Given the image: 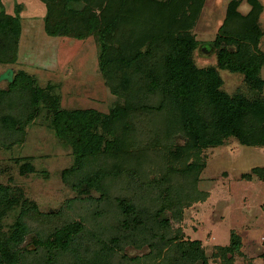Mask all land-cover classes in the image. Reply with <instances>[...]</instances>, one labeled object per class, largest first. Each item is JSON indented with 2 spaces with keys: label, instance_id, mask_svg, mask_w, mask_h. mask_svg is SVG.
<instances>
[{
  "label": "trees",
  "instance_id": "16d2710c",
  "mask_svg": "<svg viewBox=\"0 0 264 264\" xmlns=\"http://www.w3.org/2000/svg\"><path fill=\"white\" fill-rule=\"evenodd\" d=\"M40 1L46 7L48 36L97 37L102 75L119 98L108 115L61 109L59 99L37 86L24 70L7 90L0 89V107L5 108L17 92L29 99L21 113L11 109L2 117L0 110V139H10L8 145L23 141L27 123L44 103L58 136L74 150L75 165L66 171L77 175L73 188L80 197L91 198L97 191L98 200L110 208L112 218L100 232H88L81 221L72 220L40 237L37 246L47 251L44 264L67 259L69 264H116L123 245L143 241L160 264H210L202 243L183 240L172 221H180L186 208L209 197L199 189L206 148L224 146L230 139L264 148L262 3L247 0L251 10L244 14L239 11L243 0L230 1L224 24L211 43L217 64L200 68L194 57L199 43L194 28L207 0ZM76 3L85 6L78 9L72 6ZM22 11L23 5L17 4L12 14L0 0L1 64L18 62ZM223 71L242 75L247 92L230 95L223 90ZM184 138L196 144L189 148L180 143ZM34 170L27 165L21 173ZM254 176L264 180V167L253 168L243 178ZM115 184L128 191L134 185L135 193L111 199ZM13 201H22V213L5 233L0 216V264H28L21 248L30 232L28 219L37 207L0 185V212ZM87 240L92 253L86 259L79 248ZM242 249L241 236L233 231L230 244L216 246L213 256L220 264H236Z\"/></svg>",
  "mask_w": 264,
  "mask_h": 264
},
{
  "label": "rangeland",
  "instance_id": "374dc122",
  "mask_svg": "<svg viewBox=\"0 0 264 264\" xmlns=\"http://www.w3.org/2000/svg\"><path fill=\"white\" fill-rule=\"evenodd\" d=\"M5 1L6 8L12 14L17 4L28 8L18 62L10 65L0 63V89L7 90L15 75L24 70L32 75L37 86L59 99L61 109L96 110L110 114L119 98L102 75L97 37L76 39L70 36H48L41 26L44 18L39 22L38 16L31 21L28 19L33 13L30 6H35L34 10H45L40 0H36L35 4L31 0ZM72 6L81 9L85 5L76 3ZM226 7V0H207L196 23L194 35L199 43L194 57L200 68L217 64L211 43L224 24ZM45 13L37 15L41 14L42 17ZM262 18L264 31V14ZM260 49L264 53V36ZM221 74L223 90L227 93L234 95L241 90L247 92L242 75L225 71ZM261 76L264 78V67ZM18 93L7 99L5 108L0 107L2 117L9 115L11 109L15 113L26 109L28 94ZM47 113L48 108L42 103L35 119L27 123L23 141L8 145L10 139H0V142L5 143L4 146L0 144V185L10 187L21 199L37 207L32 210L33 217L28 219L30 232L21 248L28 264L46 262L47 251L40 249L36 241L42 236L47 237L64 223L81 221L88 232H100L112 218L109 205L98 200L100 194L97 191L94 190L92 197L88 198L80 197L73 188L77 175L69 176L66 171L75 165L74 150L58 136L54 120ZM2 127L5 130L6 126ZM180 143L189 148L196 144L191 138H184ZM202 155L207 165L202 171L199 189L208 192L209 197L186 208L180 221H172L173 230H181L183 240L200 241L210 264H220V260L213 256L215 248L229 245L231 233L235 231L243 241V253L237 256L236 264H264V180L257 176L252 180L243 178L253 168L264 167V148L243 146L235 139H230L224 146L206 148ZM27 165L33 166L34 172L22 174V169ZM129 187L131 191L124 190L121 184H115L109 198L125 194L132 196L135 191L131 188L136 186ZM21 213L22 201H13L9 208L5 206L2 209V233L10 228ZM169 215L171 217V213ZM150 249L144 241L125 244L117 251L114 260L116 264H135L136 261L139 264L162 263L160 258L155 259L156 253H151ZM79 252L87 259L92 253L91 242L87 240ZM166 253L167 250L164 255ZM69 262L67 259L60 264Z\"/></svg>",
  "mask_w": 264,
  "mask_h": 264
},
{
  "label": "crops",
  "instance_id": "0c3cea01",
  "mask_svg": "<svg viewBox=\"0 0 264 264\" xmlns=\"http://www.w3.org/2000/svg\"><path fill=\"white\" fill-rule=\"evenodd\" d=\"M5 1V0H4ZM35 1L36 0H31V3H33V4H35ZM230 1L231 0H226V2H227V7H228V5H229V3H230ZM260 2L262 3V5H263V7H264V0H260ZM5 3H6V1H5ZM7 6V5H6ZM45 6V5H44ZM35 7V6H34ZM34 7L32 8L31 6L29 7V9H32V11H31V15H30V18H28L30 21L33 19V18H36L37 19V17L36 16H38L39 17V19H37L38 20V22H39V20H41V18H44L43 19V22H44V24L42 23V28H43V30L45 31V16H46V13H45V15H43L42 17H41V14H42V12H44V11H46V7H45V10H44V8L43 9H37V10H34ZM38 7V6H37ZM226 7V8H227ZM27 8H28V6H27ZM27 8H24V5H23V11H22V13H21V16H22V22H23V30H24V21H25V18L27 17L26 16V10H27ZM39 8V7H38ZM9 9V8H8ZM204 9H205V7H204ZM204 9H203V11H204ZM227 10V9H226ZM251 10V6L248 4V1L246 0H243V2H242V4H241V6H240V8H239V11H242L244 14H247L249 11ZM41 11V12H40ZM264 11V10H263ZM39 13H41L40 15H37V14H39ZM263 14H264V12H263ZM263 14H262V16H261V20L263 19L262 17H263ZM33 15V16H32ZM28 20V21H29ZM23 34V33H22ZM47 34V33H46ZM20 47H21V45H20Z\"/></svg>",
  "mask_w": 264,
  "mask_h": 264
}]
</instances>
